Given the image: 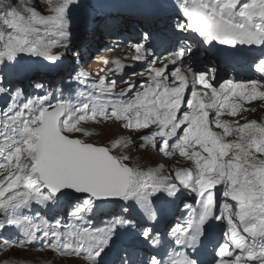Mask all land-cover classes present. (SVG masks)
Here are the masks:
<instances>
[{"label":"snow or ice","instance_id":"obj_1","mask_svg":"<svg viewBox=\"0 0 264 264\" xmlns=\"http://www.w3.org/2000/svg\"><path fill=\"white\" fill-rule=\"evenodd\" d=\"M43 2V11L28 0L0 11V98L8 101L0 109V240L84 264H264V123L221 119L239 115L242 102L264 101V0H177L167 25L176 40L160 50L161 38L146 30L129 45L126 59L144 65L146 79L123 81L128 87L117 94L116 79L97 82L81 71L64 83L113 99L92 102L89 94L76 104L64 98L63 84L33 76L31 65L60 64L57 47L74 51L70 16L81 0ZM240 64L260 79L221 82L222 67ZM126 67L117 61L115 71ZM110 121L139 132L140 149L178 154L195 170L165 176L162 167L129 166L127 155L114 154L128 141L107 146L72 135H91L82 122ZM185 190L198 206L185 204L187 218L161 232L163 204ZM34 205L54 222L29 214ZM62 215L72 219L67 230ZM97 216L103 227H90ZM12 229L17 236L9 238Z\"/></svg>","mask_w":264,"mask_h":264},{"label":"rangeland","instance_id":"obj_2","mask_svg":"<svg viewBox=\"0 0 264 264\" xmlns=\"http://www.w3.org/2000/svg\"><path fill=\"white\" fill-rule=\"evenodd\" d=\"M161 5H163L164 11H168L170 0H155ZM30 4H35L41 11L44 10L45 4L43 0H28ZM146 0H81V7L76 9L70 16L72 21V44L74 51L72 53H66L65 49L57 47L54 48V54L63 56V60L60 64L52 66L47 64L45 61H34L24 58V63L32 64L34 69L35 77L43 79L47 84L54 83L55 77L52 73H66L71 71L73 68V73L70 74L74 77L77 73L83 71L88 76H90L93 81H100L103 78L107 80L116 79V93L119 94L121 90L128 87V83H138L146 79L145 67H138L139 62L126 59V57L131 55V49L129 45L140 39V36L146 31H149V26L144 24L135 13V8L137 4H142ZM175 1H173L174 3ZM9 3H2L0 1V11H4ZM164 17H169V15L164 14L158 16V20L152 25V33L161 38V48L162 49L169 40H172L170 33L168 32L167 25L165 21L162 20ZM118 20L119 31L117 35H112L111 31L107 27L109 20ZM121 26V28H120ZM157 28H161L162 31ZM88 30V31H87ZM167 38V39H165ZM80 40L87 49H83L80 46H76V43ZM79 54V56L76 55ZM36 60L37 58H31ZM83 63V69L76 68V60ZM120 61L125 65H131V67H126L123 73L116 72V62ZM161 66V65H158ZM65 67V68H64ZM144 75H133L134 72H142ZM69 76H61L64 82L68 80ZM139 79V80H138ZM59 81V80H58ZM138 81V82H137ZM30 82V80H28ZM64 82L61 81L63 84ZM80 86L73 83L72 90L76 92ZM90 89V88H89ZM91 90V89H90ZM87 91V90H85ZM94 92L98 93V98H93V101H102L106 97L112 96L102 95V92L97 88ZM264 108V107H263ZM259 105L254 103H245L241 108V113L236 116L239 122L245 123L247 121L256 120L259 123H264V114L259 112ZM82 127L91 133L90 136H83L82 134H72L74 138H83L88 142L100 143L102 145L112 146L116 141H128L127 143L121 142L118 147L114 148L115 155H127L130 159L127 163L131 166L135 165L147 170L149 167H162L163 175L170 176L173 164L175 160H168L160 153L149 148L140 149L138 146L141 143L136 137L140 135L139 132L126 130L123 128L122 124H117L115 122H106L97 124L95 122H82ZM148 131V130H147ZM133 159V164L131 163ZM180 166L189 167L191 166L188 162H178ZM2 179V177H0ZM234 204V202H231ZM42 208L38 205H34L31 213L38 214ZM44 216L51 220V215L47 216L45 211ZM6 235L9 238H14L17 233L7 232ZM38 247V245H36ZM7 246L4 244L3 240H0V249H6ZM0 264H84L82 260L67 259L66 257H60L59 255H54L50 251L38 252V251H28L21 250L15 247L7 248L0 252Z\"/></svg>","mask_w":264,"mask_h":264},{"label":"trees","instance_id":"obj_3","mask_svg":"<svg viewBox=\"0 0 264 264\" xmlns=\"http://www.w3.org/2000/svg\"><path fill=\"white\" fill-rule=\"evenodd\" d=\"M2 3H12L14 0H0Z\"/></svg>","mask_w":264,"mask_h":264},{"label":"bare ground","instance_id":"obj_4","mask_svg":"<svg viewBox=\"0 0 264 264\" xmlns=\"http://www.w3.org/2000/svg\"><path fill=\"white\" fill-rule=\"evenodd\" d=\"M145 75L147 76V73L145 72ZM186 98H187V96H186ZM183 110V109H182Z\"/></svg>","mask_w":264,"mask_h":264}]
</instances>
